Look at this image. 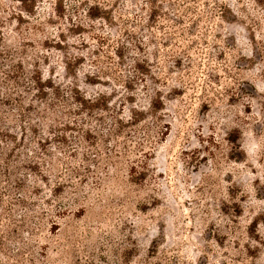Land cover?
Returning <instances> with one entry per match:
<instances>
[{
	"label": "rangeland",
	"instance_id": "obj_1",
	"mask_svg": "<svg viewBox=\"0 0 264 264\" xmlns=\"http://www.w3.org/2000/svg\"><path fill=\"white\" fill-rule=\"evenodd\" d=\"M0 130V264H264V0H0Z\"/></svg>",
	"mask_w": 264,
	"mask_h": 264
},
{
	"label": "trees",
	"instance_id": "obj_2",
	"mask_svg": "<svg viewBox=\"0 0 264 264\" xmlns=\"http://www.w3.org/2000/svg\"><path fill=\"white\" fill-rule=\"evenodd\" d=\"M19 1L21 2L24 10L27 12H30V13H32L35 10V8L37 6V2H38V0H19ZM78 101L84 105H87L88 103H90V101L85 97H83L82 99H78ZM106 104H107V102H104V103H101L99 101H97L95 103L91 102L92 106H97V107L104 106ZM6 137H7V135L3 131L0 130V142H3Z\"/></svg>",
	"mask_w": 264,
	"mask_h": 264
}]
</instances>
